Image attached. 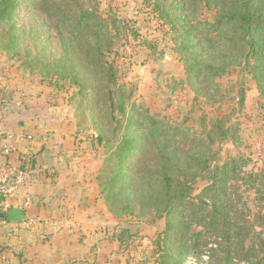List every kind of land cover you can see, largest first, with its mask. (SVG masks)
Returning a JSON list of instances; mask_svg holds the SVG:
<instances>
[{
  "label": "trees",
  "instance_id": "16d2710c",
  "mask_svg": "<svg viewBox=\"0 0 264 264\" xmlns=\"http://www.w3.org/2000/svg\"><path fill=\"white\" fill-rule=\"evenodd\" d=\"M26 4V0H0V55L11 65L22 61L30 72L54 80L57 88L67 82L69 88L77 89L79 106L91 116L102 115L103 121L108 118L117 139L107 144L98 168V191L111 213L118 218L132 216L134 204L144 195L159 203L163 229L152 242L158 264H182L187 256H199L206 235L227 244L219 264H233V259L264 264L262 247L255 250L253 243L244 245L253 227L244 230L229 215V182L244 181L264 196V165L243 178L242 168L248 161L240 156L217 164L216 145L226 140L236 143L238 131L226 127L223 119L202 120L196 130L186 125V120L160 119L143 105L127 107L129 92L118 83L115 59L120 38L138 35L118 19H103L83 9L74 15L49 5L46 10L61 39L62 56L57 60L30 57L22 49L24 37L15 23ZM142 4L167 28L172 51L184 70L183 83L196 99L207 105L223 103L224 93L217 80L233 68L248 73L259 97L264 98V0H142ZM203 7L212 10V20L199 18ZM80 42L84 43L86 64L75 54L74 45ZM100 124L95 125L99 128ZM96 139L100 145L102 136ZM91 149L95 151L94 144ZM143 166L138 191L133 185ZM196 172L199 175L195 176ZM189 174V183H183ZM199 179L205 185L193 195Z\"/></svg>",
  "mask_w": 264,
  "mask_h": 264
},
{
  "label": "rangeland",
  "instance_id": "374dc122",
  "mask_svg": "<svg viewBox=\"0 0 264 264\" xmlns=\"http://www.w3.org/2000/svg\"><path fill=\"white\" fill-rule=\"evenodd\" d=\"M26 2L28 5L21 8L15 23L24 37L22 49L24 48L30 57L43 55L49 60H57L62 56L61 39L46 10L49 5L74 15H78L79 10L83 9L84 12L94 13L103 19L123 21L138 35L137 38L130 35L120 38L119 55L115 59L118 83L124 85L129 92L126 106L143 105L149 113L160 119L176 122L186 120V125L196 130L202 120L223 119L226 127L231 126L238 131V141L233 143L232 140H226L216 145L215 150L220 157L217 164L221 165L226 159L240 156L241 159L248 161L242 168L240 176L243 178L249 173L256 174L263 167L264 98L259 97L248 73L233 68L227 75L219 78L217 81L224 93V101L221 104L207 105L202 99H196L183 83L184 70L177 55L172 51L171 40L165 33L167 28L157 23L142 4V0H26ZM199 13L201 19L213 18L212 10L206 7ZM84 49L83 42L74 45L76 57L80 62L84 60ZM22 55L25 60L23 50ZM42 76L43 74L37 71L30 72L22 61L11 65L4 55H0V93L2 92L4 105L23 107L24 117L30 124H36L37 121L59 123L55 127L56 132L47 131L52 141L64 140L70 143L74 141L76 148L56 149L51 153L52 157L57 160L60 156L65 157L64 151H68L72 157L80 158L82 152L88 150L92 153L93 160L99 162L94 177L90 180V188L85 191L86 199L94 201L92 203L94 210L86 211L81 217L84 220L83 231L79 227L81 231L71 228L72 231L69 232L68 228L63 227L54 235L55 229H51L50 226L38 230L32 228L49 220L42 218L41 222L40 219L39 221L28 214V219L33 220V224L28 225L26 220L27 228L22 224L24 229L1 230L3 232L0 233V264H158L159 255L152 242L163 229V220H159V203L144 195L134 204L132 216L118 218L111 213V208L105 205L104 197L98 191V168L109 147L107 144L116 143L117 139V136L112 134V125L108 118L103 121L102 115L91 116L87 110L79 106L77 89L69 88L67 82L60 89L53 84L54 80L43 79ZM87 93L89 95L88 90ZM98 122L102 123L99 128L95 125ZM52 134L55 135L51 137ZM99 135L103 139L100 145L96 139ZM82 139L88 146L76 145ZM94 140L97 143L95 151L91 149ZM43 145L30 153L34 155L40 149L44 152ZM236 161L239 163V160ZM149 166L152 167L153 163ZM143 168L144 166L139 170L133 185L138 191L141 187ZM191 175H188V180L182 179V182L189 183ZM194 175L197 176L199 173L196 172ZM86 181L83 178L77 183ZM203 181L199 179L194 183L193 195L201 192L205 185ZM229 184L232 198L229 215L232 222L244 230L253 227V231L245 238L244 245L253 243L255 250L261 247L264 249L262 199L264 196L257 195L251 184L247 185L244 181L231 180ZM121 231L126 233L123 240L117 237ZM67 233L73 243L69 246L77 247V251L68 252L69 248L65 250L64 235ZM258 233H261L260 240L256 238ZM37 235L40 242L34 243ZM202 242L204 243L202 253L199 256H187L182 264H219L218 260L223 257L227 244L222 240L208 239L207 235L203 236ZM230 244L231 248H235V245L232 247V242ZM232 263L248 264L238 259H233Z\"/></svg>",
  "mask_w": 264,
  "mask_h": 264
},
{
  "label": "crops",
  "instance_id": "0c3cea01",
  "mask_svg": "<svg viewBox=\"0 0 264 264\" xmlns=\"http://www.w3.org/2000/svg\"><path fill=\"white\" fill-rule=\"evenodd\" d=\"M1 93L0 148L11 144L15 150L8 156L0 155V165L7 162L30 172L29 179L18 190L15 202L21 203L24 199L30 200V206L24 211L27 219L29 214V216L36 217L38 220L42 218L49 220L34 227L31 226L35 230L50 226L51 229H55L53 235L63 227L68 228L69 232L73 228L83 231L82 222L84 220L81 217L86 211L94 210L92 206L94 201L86 199L85 191L90 188V180L94 177L93 174L99 162L93 160V155L88 150L83 151L80 158L72 157L68 151H64L66 153L65 157L60 156L55 160L51 153L56 149L76 148L73 144L74 141L72 143L69 141L64 142V140L52 141V139H49V133L56 132L55 127L59 123L56 121L46 123L37 121L36 124H30L24 117L25 109L20 105L15 107L4 105ZM54 135L52 134L51 137ZM11 136L12 138H10ZM79 144L85 145V147L88 146L84 139L80 143H76V145ZM42 145L45 149L44 152L40 149L34 155L30 153L33 149L38 150L39 146ZM33 159L35 165L34 171H31V161ZM83 178L87 180L86 183L80 182L78 184L77 182ZM22 224L26 225V222L11 224L5 220H0V233L3 232L1 230L7 228L10 230L23 228ZM68 236L69 233L64 235L65 250L69 248L68 252L77 251V247L71 248L69 246L70 243L71 245L73 243ZM37 237L38 235L34 243L39 241Z\"/></svg>",
  "mask_w": 264,
  "mask_h": 264
},
{
  "label": "built area",
  "instance_id": "2783aa9c",
  "mask_svg": "<svg viewBox=\"0 0 264 264\" xmlns=\"http://www.w3.org/2000/svg\"><path fill=\"white\" fill-rule=\"evenodd\" d=\"M12 138V136L10 137ZM28 139H30L28 137ZM15 150L14 146L4 145L0 148V155L8 156ZM30 172L27 169L14 166L10 163L0 165V194L2 202L0 203V212H7L11 208H18L25 211L30 206V200L24 199L21 203L15 202L18 190L29 179ZM29 223V224H28ZM27 224L32 225L33 220L27 219Z\"/></svg>",
  "mask_w": 264,
  "mask_h": 264
},
{
  "label": "water",
  "instance_id": "95a60500",
  "mask_svg": "<svg viewBox=\"0 0 264 264\" xmlns=\"http://www.w3.org/2000/svg\"><path fill=\"white\" fill-rule=\"evenodd\" d=\"M94 145L97 148V143L96 140H94ZM34 165H35V160L33 159L31 161V171H34ZM3 198L2 195L0 194V203L2 202ZM0 220H5L8 223L11 224H19V223H24L27 220V215L25 214L24 211L18 209V208H11L7 212L3 213L0 212ZM125 232L121 231L117 237L121 240L125 239Z\"/></svg>",
  "mask_w": 264,
  "mask_h": 264
}]
</instances>
